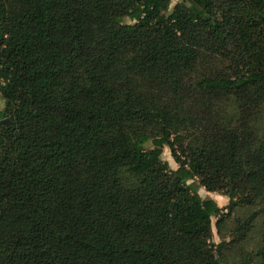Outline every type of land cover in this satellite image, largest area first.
<instances>
[{
    "label": "trees",
    "instance_id": "trees-1",
    "mask_svg": "<svg viewBox=\"0 0 264 264\" xmlns=\"http://www.w3.org/2000/svg\"><path fill=\"white\" fill-rule=\"evenodd\" d=\"M171 5L0 0V264H264V0Z\"/></svg>",
    "mask_w": 264,
    "mask_h": 264
},
{
    "label": "rangeland",
    "instance_id": "rangeland-1",
    "mask_svg": "<svg viewBox=\"0 0 264 264\" xmlns=\"http://www.w3.org/2000/svg\"><path fill=\"white\" fill-rule=\"evenodd\" d=\"M179 1L180 0H172L171 9H173V7H175V5ZM162 158H163L164 161H168L170 163L172 169H177L178 168L179 165L177 164V162L173 158L171 150H170L169 147H165L164 148V153H163V157ZM199 191H200V194L202 195L203 198H207V197L213 198L212 194H215L214 195L215 198H213V199L216 200L217 204L220 207H226L229 204V198L227 196L223 195L222 193H210L204 187H200ZM216 225H217V219L215 217H213L212 218V226H213V231H214V240H215L216 243H219V242H221V237H220V235L218 233ZM231 228H232V224L228 223L227 225L222 227V231H223V233L228 234V236H229ZM228 236H227V239H229ZM251 246L252 245H249V247H251ZM227 264H233V262H230V263H227Z\"/></svg>",
    "mask_w": 264,
    "mask_h": 264
},
{
    "label": "crops",
    "instance_id": "crops-1",
    "mask_svg": "<svg viewBox=\"0 0 264 264\" xmlns=\"http://www.w3.org/2000/svg\"><path fill=\"white\" fill-rule=\"evenodd\" d=\"M214 195H215V194H212L213 198H215Z\"/></svg>",
    "mask_w": 264,
    "mask_h": 264
}]
</instances>
